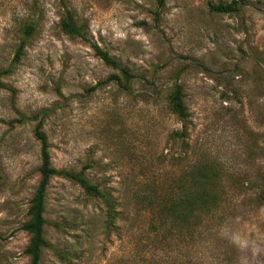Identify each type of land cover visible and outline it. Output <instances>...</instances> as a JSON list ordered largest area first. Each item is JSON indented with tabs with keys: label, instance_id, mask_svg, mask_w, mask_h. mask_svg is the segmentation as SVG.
I'll return each mask as SVG.
<instances>
[{
	"label": "rangeland",
	"instance_id": "obj_1",
	"mask_svg": "<svg viewBox=\"0 0 264 264\" xmlns=\"http://www.w3.org/2000/svg\"><path fill=\"white\" fill-rule=\"evenodd\" d=\"M232 0H0V264H29L22 228L40 181L43 119L52 164L79 171L107 190L114 217L74 181L50 180L41 264H264V0L239 12L208 4ZM65 5L85 37L61 27ZM36 23L13 64L23 26ZM109 51L136 77L95 54ZM199 60L204 67L196 64ZM178 81L183 123L168 96ZM38 116L37 118L35 116ZM194 164L217 171L220 202L202 223L159 217Z\"/></svg>",
	"mask_w": 264,
	"mask_h": 264
},
{
	"label": "trees",
	"instance_id": "obj_2",
	"mask_svg": "<svg viewBox=\"0 0 264 264\" xmlns=\"http://www.w3.org/2000/svg\"><path fill=\"white\" fill-rule=\"evenodd\" d=\"M243 0H232L231 2H219L217 4L209 3L208 8L212 13L228 14L239 12ZM156 8L154 10V18L159 20L166 0H155ZM62 30L69 35L85 37L84 28L78 23L75 13L65 5L64 16L61 19ZM36 23H26L23 26V39L19 45L13 59V64L18 63L24 53L28 39L34 34ZM95 54L101 58L104 63L111 68L117 70L119 74H111L103 83L115 81L125 90L130 89V85L136 75L130 69L122 65L119 60L112 56L109 51L93 44ZM192 60L207 69L199 60ZM12 70V65L7 69H0V78ZM0 86L3 84L0 82ZM169 107L171 111L183 123L180 131H175L171 135L174 142L185 140L189 132V111L186 105L185 96L182 85L176 81L168 96ZM38 117L37 115L35 116ZM35 136L40 141V181L31 199L28 209L29 219L22 225V228L30 234V241L25 249V253L29 255V264H41V251L48 247L49 244L44 236V226L46 224V193L50 180L54 176H60L70 179L79 184L84 191L105 203L112 218L115 215V201L110 193L101 188L99 184L93 183L87 176L86 171L90 167L88 164L83 166L81 170L58 169L53 166L50 153V144L47 134L43 130V119L39 120L35 127ZM218 174L216 168L212 164H194L186 172L182 184H180V192L175 193L166 203L159 205V217H168L172 221L179 220L182 227L196 226L203 221V214H209L216 208L220 202L214 189L217 185ZM259 196L264 200V183L262 184Z\"/></svg>",
	"mask_w": 264,
	"mask_h": 264
}]
</instances>
